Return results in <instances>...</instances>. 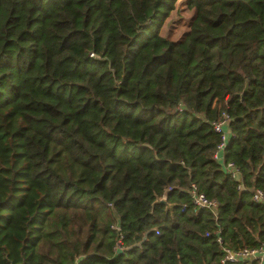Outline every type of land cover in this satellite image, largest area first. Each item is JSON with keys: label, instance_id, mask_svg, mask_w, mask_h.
Returning a JSON list of instances; mask_svg holds the SVG:
<instances>
[{"label": "trees", "instance_id": "trees-1", "mask_svg": "<svg viewBox=\"0 0 264 264\" xmlns=\"http://www.w3.org/2000/svg\"><path fill=\"white\" fill-rule=\"evenodd\" d=\"M175 1L0 0V264H220L205 232L264 241V0H184L173 41Z\"/></svg>", "mask_w": 264, "mask_h": 264}, {"label": "built area", "instance_id": "built-area-1", "mask_svg": "<svg viewBox=\"0 0 264 264\" xmlns=\"http://www.w3.org/2000/svg\"><path fill=\"white\" fill-rule=\"evenodd\" d=\"M227 122H228V116L224 111H220L217 119L211 122L212 129L220 136V141L216 146V152L214 153V157L218 160V162L221 165H223L224 169L226 170L230 178L235 180H240L239 171L231 162L223 163V158L221 159V161L219 160L218 154L223 151L227 138L230 135L229 131L227 132L225 130V128L227 127ZM242 188L243 185L239 181L236 185V189L240 190ZM250 192H251V200L255 203L260 204L264 209V192L256 187L255 188L253 187ZM186 193L188 195L189 202L193 212H196L199 209H206L210 211L213 215H215L217 201L206 197L202 192L198 190L197 186L194 183L190 182L187 185ZM154 233L157 234L158 230L154 229ZM204 235L206 236L213 235L214 241L218 245L220 252V257H219L220 264H225L229 262L230 263L246 262V263L257 264V262L262 260V258L264 257V241L259 242L256 246L253 247H248V246L230 247L226 242L222 240V237L220 235V228L218 227L211 232H205ZM123 249H125V246L121 241V236L118 235L112 245V251L116 253L122 251Z\"/></svg>", "mask_w": 264, "mask_h": 264}, {"label": "rangeland", "instance_id": "rangeland-1", "mask_svg": "<svg viewBox=\"0 0 264 264\" xmlns=\"http://www.w3.org/2000/svg\"><path fill=\"white\" fill-rule=\"evenodd\" d=\"M193 9L184 5V0H176L173 9L162 22L159 28V35L170 40H177L187 31L188 23L192 16Z\"/></svg>", "mask_w": 264, "mask_h": 264}, {"label": "water", "instance_id": "water-1", "mask_svg": "<svg viewBox=\"0 0 264 264\" xmlns=\"http://www.w3.org/2000/svg\"><path fill=\"white\" fill-rule=\"evenodd\" d=\"M245 87L246 86H244L243 91L245 90ZM240 95H241V93H240ZM254 176H255V174H254ZM154 204H161V205L164 206L165 210H168V211H171L172 207L175 205L173 203L166 202L164 197H159V198L155 197L154 201L152 202V205H154ZM112 218L115 221L116 227H118L119 226V218H118L117 214L114 211H112Z\"/></svg>", "mask_w": 264, "mask_h": 264}, {"label": "crops", "instance_id": "crops-1", "mask_svg": "<svg viewBox=\"0 0 264 264\" xmlns=\"http://www.w3.org/2000/svg\"><path fill=\"white\" fill-rule=\"evenodd\" d=\"M225 130L228 132V127L225 128ZM219 160L221 161V159L223 158L222 156V152H220L219 154ZM257 264H264V257L262 258V260H260L259 262H257Z\"/></svg>", "mask_w": 264, "mask_h": 264}]
</instances>
